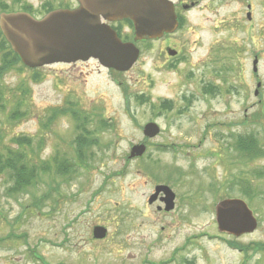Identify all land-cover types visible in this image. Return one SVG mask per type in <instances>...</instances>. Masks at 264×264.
Wrapping results in <instances>:
<instances>
[{
  "label": "rangeland",
  "instance_id": "374dc122",
  "mask_svg": "<svg viewBox=\"0 0 264 264\" xmlns=\"http://www.w3.org/2000/svg\"><path fill=\"white\" fill-rule=\"evenodd\" d=\"M170 1L181 19L178 29L137 42L139 57L126 73L105 71L91 59L36 72L18 64L2 77L0 154L18 151L29 166L47 170L13 194L7 193L12 182L0 174V264H42L39 258L47 264H150L154 248H218L214 206L224 198L257 204L254 236H260L264 176L253 185L249 171L260 170L264 157L245 148L237 153L233 143L248 138V147L254 137L255 149L264 150V3L252 2V34L246 0ZM163 101L169 110L159 108ZM68 109L77 119L61 113ZM148 122L160 129L151 140L142 135ZM80 135L96 141L83 146L79 160L74 139ZM20 138L30 145L18 146ZM142 142L145 155L128 159ZM248 153L254 163L247 165ZM60 160L65 171L56 173ZM166 179L181 204L190 191L198 201L203 193L208 211L198 213L190 199L191 215H198L181 220L188 215L181 206L172 217L156 216L147 199ZM249 186L256 187L253 203L246 200ZM95 226L106 230L104 239L93 238Z\"/></svg>",
  "mask_w": 264,
  "mask_h": 264
},
{
  "label": "water",
  "instance_id": "95a60500",
  "mask_svg": "<svg viewBox=\"0 0 264 264\" xmlns=\"http://www.w3.org/2000/svg\"><path fill=\"white\" fill-rule=\"evenodd\" d=\"M75 10H57L41 20L22 12L0 15V32L10 49L28 69L59 63L94 59L106 69L127 72L136 63L139 50L135 43L160 39L178 27L174 6L169 0H77ZM129 20L133 26L132 42H122L104 22ZM173 56L174 52L169 51ZM256 60L253 62L255 70ZM159 133L154 123L142 128L143 137L153 139ZM146 151L143 143L134 145L128 159L140 158ZM166 187H157L156 192ZM154 203V194L148 204ZM216 223L222 231L251 232L255 219L240 199H227L215 207ZM106 230L95 227L92 236L105 238Z\"/></svg>",
  "mask_w": 264,
  "mask_h": 264
},
{
  "label": "flooded vegetation",
  "instance_id": "af4514ba",
  "mask_svg": "<svg viewBox=\"0 0 264 264\" xmlns=\"http://www.w3.org/2000/svg\"><path fill=\"white\" fill-rule=\"evenodd\" d=\"M256 1L259 3H264V0H256ZM246 2H247L246 8L250 10V12L246 13L248 30L250 31V33H252L253 32L252 28H254L253 26L254 16H253L252 2L253 4H255V1L246 0ZM184 6L185 5L183 4L182 8ZM78 7H79V4L77 0H0V15L22 12V13H26L30 15L36 20H40L44 16H46L48 13H51L53 11H57V10L72 11V10L77 9ZM174 8L176 12L175 4H174ZM177 17L179 16L177 15ZM106 24L115 31V33L117 34V36L120 38L121 41L129 42L132 40L133 28H132V24L128 20L110 21V22H106ZM263 26L264 24L261 26V28H264ZM261 35H264V34L261 33ZM168 36L170 35H164L161 39H164ZM166 51L168 55H169V51L174 52L173 50H170L168 48ZM175 55L173 56L169 55V56L172 58H176V59L179 58V57H175ZM255 60H257L256 57L253 60V62ZM72 64H75V63H72ZM62 65H67V64H62ZM102 69L108 72H114L112 70H107L104 68ZM252 70L253 72L256 71L253 68ZM259 86H260V83L257 82V87ZM203 91L204 90H202V92ZM184 99L186 103L190 101L186 98ZM169 104L170 102L163 101L159 104V108H163L164 110H169L171 108ZM159 133H160V130H159ZM159 133L157 136L160 135ZM238 142H239V137L237 136L236 140L233 143L234 149L237 151V153H239ZM253 150L251 151H253L254 156H258V158L264 157V150L254 149V148ZM243 154H246V153H243ZM253 154L251 153L247 154L250 156V159H248L249 162H246L247 165L250 163H254V160H253L254 158H252ZM259 167H260V170H255V167H254L252 170L249 171L250 184H253V185L256 184V182L258 180H261V178L264 176V164H260ZM234 185H236V182H234ZM160 186L166 187L168 191L160 190L156 192L157 187H160ZM254 188L256 187L253 186L251 188L249 186V189L247 192V193L252 192V198L250 197L246 199L248 200V202H251V203H253L252 201L255 195L257 194ZM206 189H207L206 192L208 194H211L210 193L211 188L208 190V187H207ZM152 193H154V203L151 204L150 206H154V210H155L154 214L161 218L172 217L175 213L177 214L181 206H185L188 211V215L180 216L181 220L196 216L198 215L199 211L201 212L204 210L208 211V207H205L204 205L202 206L204 202L202 201L204 198L203 193L200 194L199 201H198V196H195V194H192L190 191L187 194L189 196L183 197L184 199H182L185 202V204L179 203L181 197H179L178 194L175 193L173 183H171L167 179L164 181L163 184H154L150 195ZM208 194H204V195H208ZM249 196H251V194ZM190 199L192 201V204L195 205L198 210V213L193 216L191 215V208H190V202H189ZM227 199H234V198H224L222 199V201L227 200ZM259 200L261 201L259 203L263 204L262 205L263 207L264 206V193H263V197L259 198ZM217 204H215L214 206V218L216 217L215 207ZM245 204L247 205L248 209L251 211L255 219V222H256V228L253 231L251 232L222 231L218 228V225L215 219V225H216L215 230L217 233L216 239L220 242V245L218 248H185L184 246H188L189 243L182 245L181 248H154V259L150 262V264H264V229L262 232H259L260 233L259 237L254 236L258 231H260L259 218L258 216H256V213H255L256 210H259V208L256 206L257 204H255L254 207L252 208L249 207V205L246 202ZM203 235H206V234H203ZM201 237L203 236L201 235ZM206 237H208V239L213 238L207 235ZM193 238H196V237L194 236ZM243 239L245 241L242 242ZM193 240L194 239H192V241ZM186 242H189V239H187ZM40 261L42 264H47L45 259L43 258H40Z\"/></svg>",
  "mask_w": 264,
  "mask_h": 264
},
{
  "label": "trees",
  "instance_id": "16d2710c",
  "mask_svg": "<svg viewBox=\"0 0 264 264\" xmlns=\"http://www.w3.org/2000/svg\"><path fill=\"white\" fill-rule=\"evenodd\" d=\"M181 23V19L179 20V24ZM0 55H1V62H0V86H1V80L2 77L5 75V73L8 72L12 67L20 64V61L18 57L11 51L9 48L8 44L5 42V40L2 38L0 34ZM36 72V70H33ZM34 76L37 77V74ZM138 97L137 99H139ZM61 113H70L71 116L75 119H77V113L75 110H64ZM79 118V117H78ZM52 119V118H51ZM85 119V118H84ZM80 126L83 127V122H78ZM106 121H100L99 120V127L105 128L104 125H106ZM79 127V125H78ZM76 139V140H75ZM74 139L76 145H77V150L74 148L75 153L77 155V158L79 159L80 154H83V148L91 145L92 143L94 144V141L96 139H88L85 138L84 136H77ZM251 139V146L244 147V142L247 141V138H239L238 146L241 150L242 148H245L244 150L251 151L253 148H256V142L254 137H250ZM16 144L22 145L28 144L30 145V139L26 138H20L15 140ZM74 143V144H75ZM84 146V147H83ZM81 152V153H79ZM3 154V153H2ZM0 154V174H4L7 176V178L12 182V185L7 188V193L8 194H13V193H19L22 191H26V187L29 185H33V181L36 178L37 174L39 171H45L46 166L44 168L38 167V166H29L28 163L26 162V156L23 153H20L18 151H14L11 149H6L4 155ZM80 160V159H79ZM55 172L56 173H61L65 171L63 169L64 165H62L65 161L60 160V161H55Z\"/></svg>",
  "mask_w": 264,
  "mask_h": 264
}]
</instances>
